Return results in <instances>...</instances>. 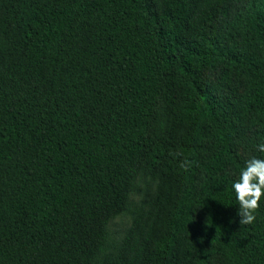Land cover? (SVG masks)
<instances>
[{"label":"trees","instance_id":"16d2710c","mask_svg":"<svg viewBox=\"0 0 264 264\" xmlns=\"http://www.w3.org/2000/svg\"><path fill=\"white\" fill-rule=\"evenodd\" d=\"M260 143L264 0H0V264H264Z\"/></svg>","mask_w":264,"mask_h":264},{"label":"clouds","instance_id":"9594fccd","mask_svg":"<svg viewBox=\"0 0 264 264\" xmlns=\"http://www.w3.org/2000/svg\"><path fill=\"white\" fill-rule=\"evenodd\" d=\"M257 151L264 153V143L257 145ZM193 161L183 160L181 167L187 170ZM239 204L240 224L251 225L256 220L255 213L264 199V159L252 157L246 161V167L238 180L232 185Z\"/></svg>","mask_w":264,"mask_h":264},{"label":"rangeland","instance_id":"374dc122","mask_svg":"<svg viewBox=\"0 0 264 264\" xmlns=\"http://www.w3.org/2000/svg\"><path fill=\"white\" fill-rule=\"evenodd\" d=\"M209 80H214L217 72L205 71ZM235 87V86H234ZM156 182L150 172H146L137 179L133 189L129 194V203L126 211L111 221L109 225V247L118 244L123 238L126 230L132 222V213L139 206L145 204L155 191ZM221 261L218 257L212 260V264H220Z\"/></svg>","mask_w":264,"mask_h":264}]
</instances>
